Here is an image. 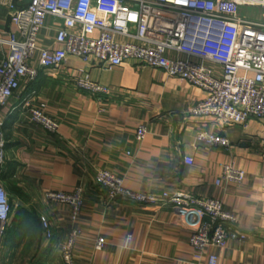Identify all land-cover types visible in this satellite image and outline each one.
<instances>
[{
    "label": "crops",
    "instance_id": "0c3cea01",
    "mask_svg": "<svg viewBox=\"0 0 264 264\" xmlns=\"http://www.w3.org/2000/svg\"><path fill=\"white\" fill-rule=\"evenodd\" d=\"M14 2L23 7L29 0ZM240 12L260 18L263 11L241 7ZM12 14L0 4V59L9 53L4 41L15 31ZM59 24L51 16L45 19L41 46H56ZM214 69L219 76L221 67ZM82 74L108 86L110 94L97 98L77 89L73 79ZM203 96L198 87L132 59L104 70L68 56L55 74L39 69L35 79H22L0 108L6 140L0 183L11 204L0 264H66L59 245L73 227L81 236L73 246L71 264H205L195 257L188 241L191 229L179 213L171 206L110 199L94 180L98 169L118 174L134 191H184L220 200L236 215L241 236L213 250L217 264H264V119L252 118L220 131L212 117L188 112ZM29 99L58 121L56 132L29 120L22 107ZM141 123L148 132L138 142L135 131ZM202 130L225 135L229 145L201 143L196 134ZM187 156L193 159L191 165L184 162ZM227 163L244 171L240 183L221 178ZM76 187L82 189L83 199L76 221L67 204L43 197L45 190L71 192ZM41 216L49 222V238ZM98 236L105 241L100 250L94 249Z\"/></svg>",
    "mask_w": 264,
    "mask_h": 264
},
{
    "label": "built area",
    "instance_id": "2783aa9c",
    "mask_svg": "<svg viewBox=\"0 0 264 264\" xmlns=\"http://www.w3.org/2000/svg\"><path fill=\"white\" fill-rule=\"evenodd\" d=\"M0 4L13 11L15 29L4 41L9 53L0 59V108L22 79H35L39 69L55 74L67 57L73 56L104 70L132 59L198 87L204 96L188 112L212 117L220 131L252 118L264 119V0H29L23 7H16L14 0H0ZM241 7H257L263 12L260 18H251L241 14ZM48 16L60 20L55 28V47L39 44ZM167 52L176 56L170 57ZM216 65L222 69L219 76L215 74ZM73 83L97 98L111 92L88 74L75 77ZM30 102L22 103L29 120L56 132L58 121ZM147 132V126L139 124L135 139L141 142ZM196 137L209 146L229 145L228 138L219 132L202 130ZM5 145L0 130V166L5 160ZM184 162L191 165L193 159L187 156ZM221 178L240 183L244 171L227 163ZM94 180L110 199L171 206L190 227L189 244L195 257L205 264H217L213 250L241 236L235 227L236 215L218 199L184 191H134L108 169H98ZM43 197L48 202L67 204L72 221L78 219L83 206L80 187L71 192L45 190ZM10 212L9 196L0 183V251L10 225ZM40 221L44 235L51 237L48 220L41 216ZM80 236V229L73 227L60 243V255L66 264L72 263V249ZM129 240L127 236L126 244ZM104 243L103 237H96L94 249H102Z\"/></svg>",
    "mask_w": 264,
    "mask_h": 264
},
{
    "label": "trees",
    "instance_id": "16d2710c",
    "mask_svg": "<svg viewBox=\"0 0 264 264\" xmlns=\"http://www.w3.org/2000/svg\"><path fill=\"white\" fill-rule=\"evenodd\" d=\"M18 218H19V217L16 216L15 220L17 221ZM31 219H33V218L31 217ZM15 220H14V221H15ZM39 220H40V219H39ZM40 223H41V221H40ZM10 225H11V223H10ZM10 225H9L8 229L6 230L5 235L7 234L8 230H9V228H10ZM4 237H5V236H4Z\"/></svg>",
    "mask_w": 264,
    "mask_h": 264
},
{
    "label": "rangeland",
    "instance_id": "374dc122",
    "mask_svg": "<svg viewBox=\"0 0 264 264\" xmlns=\"http://www.w3.org/2000/svg\"><path fill=\"white\" fill-rule=\"evenodd\" d=\"M13 200V202L16 204L17 203V199H12ZM17 251V250H16ZM16 251L13 253V254H17L16 253ZM2 255H3V253H2Z\"/></svg>",
    "mask_w": 264,
    "mask_h": 264
}]
</instances>
